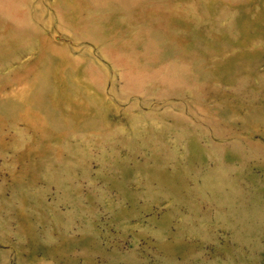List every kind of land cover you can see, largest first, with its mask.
<instances>
[{"label":"rangeland","instance_id":"rangeland-1","mask_svg":"<svg viewBox=\"0 0 264 264\" xmlns=\"http://www.w3.org/2000/svg\"><path fill=\"white\" fill-rule=\"evenodd\" d=\"M0 264H264V0H0Z\"/></svg>","mask_w":264,"mask_h":264}]
</instances>
